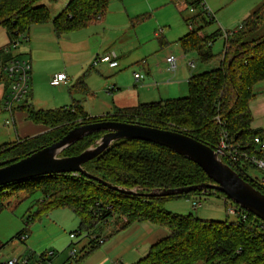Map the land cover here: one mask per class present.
Wrapping results in <instances>:
<instances>
[{
    "label": "trees",
    "instance_id": "16d2710c",
    "mask_svg": "<svg viewBox=\"0 0 264 264\" xmlns=\"http://www.w3.org/2000/svg\"><path fill=\"white\" fill-rule=\"evenodd\" d=\"M40 1L0 0V27L8 36V44L4 47L18 36H27L35 25L51 23L57 36L83 29L101 18L112 0H66L64 9L54 18L45 6L39 4ZM263 15L264 3L241 22L240 29L224 39L218 67L188 79L187 96L184 98L116 109L112 114L98 118L88 117L78 101L45 111L35 110L24 102L17 108L22 109L19 112L25 115V120L44 127L46 131L10 144H0V162L21 159L32 151L57 142L75 127L102 121L138 123L180 132L212 149H215L219 137L216 116L235 142L248 143L256 136L264 137L262 132L251 129L249 110V104L256 96L254 86L264 82V36H254ZM201 30L188 31L179 45L184 53L195 51L205 63L214 59L210 49L219 33L199 38L197 35ZM7 59L0 56V64ZM102 135H88L59 156L78 155L94 145ZM222 162L225 163L224 160ZM83 169L106 183L136 189L137 195L113 192L80 174H55L0 187V211L6 196L27 193L32 197L38 193L39 198L34 202L35 219L55 209L67 208L79 220V233L86 236L96 225L113 216L124 218L127 224L149 223L166 229L167 236L153 244L147 254L133 264H264V223L253 215L247 213L245 222L236 220L230 223L176 215L165 209L166 203L176 199L199 195L225 198L224 195L199 191L162 198L145 196L153 190L209 182L198 166L170 150L151 143L121 140L83 165ZM231 169L264 195V191L248 179L245 170L242 174L234 167ZM30 222L29 217L25 228L16 235L20 242H24L21 237L26 239ZM91 238L90 244L98 246L100 238Z\"/></svg>",
    "mask_w": 264,
    "mask_h": 264
},
{
    "label": "crops",
    "instance_id": "0c3cea01",
    "mask_svg": "<svg viewBox=\"0 0 264 264\" xmlns=\"http://www.w3.org/2000/svg\"><path fill=\"white\" fill-rule=\"evenodd\" d=\"M179 1L182 0H136V4L131 5L126 3L124 13H121L119 19H116L115 22H112L110 24V27L108 26L112 34L122 37L119 41L118 46L115 43H111L110 40L105 38L104 41V39L102 38L98 39V43L95 48H90V41L92 40V38L90 37L86 39L85 37L84 32L87 31L90 27H95V33H97L100 30L98 29V26L104 24L106 26L107 21L104 18V14L101 18H98L97 20L91 22L87 27L61 36H57L55 34L51 23L32 26L27 34L29 38L27 41L29 49L27 47H24L22 50L19 48V53L23 54L21 55V58L28 60L32 67L30 95L32 94L33 85L37 82L41 74H43L46 79L49 77L50 81L55 75L59 74L54 72H48V74H45L44 71L49 67V65L42 63L44 61L40 59H36V57L34 56V52L41 56L43 59H46L44 58L45 54L52 52L54 53V55H58L61 59H63L65 57V51L62 50L63 44L69 46L71 42H75V44H79V46L81 47L79 53H76L75 55H77L80 60L84 58L85 61L84 64L77 65V67H79V70L76 75L82 73L83 68L87 65H89L88 68L93 67L92 69H94V67L96 66H92L91 63L96 57L108 53H114L115 55H117L118 66L117 68H115V72L113 71L115 69H111L107 65H103L102 63L97 65V69L95 70L98 71L97 75L102 77L105 76V69L106 71L108 70L109 73L114 72L119 74L116 81H114L111 89L107 90L112 98L114 97L113 95L121 91L126 94V99L131 103L133 98L136 99L137 103H140V101H145L148 98L150 92H153L157 96L158 101L184 97V93L187 92L186 82L190 77L194 76V74L190 73L188 65H186V67L184 66L185 63H187L188 59L187 55H185L186 53H184L181 48L175 49L174 47H165L166 38H163L165 32L164 29H159L158 31H155L153 29L154 39L152 38V30H149V32L145 36H141L140 40L136 38V36H134V38L129 41V39H124L123 36L120 35V32L122 33L125 28L131 26V24L129 23L131 22V19L135 21L139 18L141 19V17L147 18V13L146 15H141L140 13L142 7H146L148 11L152 12L153 14L154 11L157 10V15H159L166 6L172 5L173 8L168 15L176 18V14L178 13L182 16L181 18L184 23L187 24V20L192 17L186 11H178L176 5L177 3H179ZM233 1L234 0H222L218 4H210V0L205 2L209 6V8L215 12L216 18V15L219 14L220 11L226 10L230 6V4L233 3ZM263 3L264 0L261 2V5ZM256 5V3H253L248 7L240 6L236 8L234 19L237 20L234 21L233 24H241V22H243L258 8V6ZM184 14L187 15L183 16ZM240 19H242V21H240ZM226 21L227 16L224 12L223 18L217 20L219 28H213L212 25L211 28L213 29L209 33H206L205 29L212 23H208L202 18H196L193 26L194 29L202 28L201 33L205 36L211 35L215 32H218V36H220V26L222 24L226 25ZM177 26L179 27L178 35L174 40H177L179 44L180 39L185 37L188 34V31L183 30L180 27V24H177L176 27ZM112 36L113 35H111V37ZM218 36L215 38V41ZM156 39L157 43H154ZM222 39L224 42L223 35ZM140 41L142 42L140 43ZM150 42H153V45L149 46ZM7 44H4L0 48L6 46ZM80 54H82V56ZM170 55L178 59L174 72L166 71L167 65L165 59ZM127 70L129 72V74H127L128 77L134 79V74H138V80L134 79L132 83L126 84L128 83V79L125 80V72ZM107 77L108 76H105L104 78ZM115 84H117V86ZM120 87H125V89L120 90ZM95 90L96 88L92 92H94ZM253 90L256 96L264 95V82L255 85ZM3 93L4 88L2 89V99ZM30 95L27 99L28 102L31 101ZM178 95L182 97H177ZM259 98L261 99L259 100L260 104L258 105V107H251V105H249V110L252 116L251 125L254 124V127L251 126V129L260 131L262 132V134H264V99L262 97ZM73 101L77 100H75L74 98ZM30 105L32 104L30 103ZM124 108L125 107L117 106L116 104H114V102H112V108H109L110 113L108 114H112L116 109ZM26 122L28 123L26 127L28 131L27 134L30 136L24 134L23 138L31 137L35 134L38 135L37 132L39 131V129L42 130V133L43 131H46V129L42 126H39L41 127L39 128L37 127V125H33L28 121ZM21 138L22 137H20L19 139ZM45 217H47L46 222H48L49 224L58 223L59 225H68L70 227H73V229H76V232H74L73 234H76V236L80 235L79 239L74 243L71 242L73 241V239L68 238L69 242L66 241L64 246L62 248H59L58 253L56 252V245L54 243H49L48 250L43 252L44 254L39 253L38 257L36 255V252L38 250L37 246H35L34 243L29 240L27 241V252H29V256L27 257L25 256V254H15L16 256L14 257H22V259H25L28 264H133L139 259L143 258L153 244H155L157 241H160L161 239H164L167 236V231L164 228L157 227L149 223L127 224L124 218H116L115 216L96 225L91 234L86 236V234L84 233H79V220L67 208L55 209L47 213ZM28 235L29 234H27L26 232V236ZM92 236L103 239V243L98 246L92 243L90 244ZM18 244L19 243L13 242L12 246L15 249H18L20 248ZM92 246L95 247L92 248ZM64 247L69 248V250L73 249L76 252L75 255L73 257H70V254L66 253L67 249L64 250ZM49 252H52L53 254L51 256H45ZM23 253H25V251Z\"/></svg>",
    "mask_w": 264,
    "mask_h": 264
},
{
    "label": "rangeland",
    "instance_id": "374dc122",
    "mask_svg": "<svg viewBox=\"0 0 264 264\" xmlns=\"http://www.w3.org/2000/svg\"><path fill=\"white\" fill-rule=\"evenodd\" d=\"M204 1H208V0H204ZM221 1L222 0H210V4L211 3L218 4ZM262 1L234 0L233 3L230 4V6L226 10L220 11L219 14L216 13L217 14L216 18H215V12L212 9H210L209 6L206 4L207 7L211 10L212 14L214 15V19L212 20L213 21L212 24H210L205 29V32L209 33L213 28L215 27L219 28L217 20L223 18L224 12L227 16V21L225 22L227 26L223 24L220 26L219 32H221V35L218 36L216 41L211 45V49H210L211 54L214 56V59L212 61L205 63L202 62L195 51H190L185 54L187 55L188 61L187 63H185L184 66L185 67L186 65L189 66L190 63L194 65L193 68H191L190 66L188 68L187 66L191 74L198 75L204 72L211 71L218 67L219 59L223 53L222 34L225 32H233L241 25L239 23L233 24V22L237 20L234 19L236 8L240 6L248 7L250 4L253 3H256L257 4L256 6L259 7ZM126 3L131 5L136 4V0L110 1L104 13L105 16L104 18L107 21L106 26L105 24L98 26V29L100 30L97 33H95V27L93 28L90 27L87 31L84 32L86 39L90 37L92 38V40L90 41V48L93 47L95 48V46H97L98 39H102V38L104 39V41L106 38L110 40L111 43H115L117 46L119 45V41L122 37L112 34V32H110L109 30V27L112 22H115L116 19L117 20L119 19L121 13H124V9L126 8ZM39 4L45 6L50 11L52 18H54L64 9L66 0H57L56 2L42 0L40 1ZM172 8H173L172 5H168L162 10V12L159 15H157V10H155L153 14L152 12L148 11L146 7H142L140 13L141 15L142 14L146 15L147 13L148 14L146 15L147 18L141 17V19L139 18L135 21L131 19V22H129L131 26L125 28L122 31V33L120 32V35H122L124 39H129V41H131L134 38V36H136V38L140 40V37L145 36L149 32V30H152V38H153V29L155 31L156 30L158 31L159 29H164L165 32L163 38H166L165 47H170V48L174 47L175 49L180 48L177 40L176 41L174 40L175 37L178 35V29H179V27L178 26L176 27V25L180 24V27L185 31H188V29H187V24H185L181 18L182 16L178 14L176 11H175L177 13L176 18L168 15L172 10ZM186 15L187 14H184L183 16ZM240 21H242V19H240ZM212 25L213 28H211ZM111 35L113 36L111 37ZM202 35L201 36L197 35V36L201 38ZM254 36L256 38L264 36V15L260 18L259 29ZM26 38L29 39L28 36H26ZM24 40L25 37L18 38L19 46L15 52L17 55H20V57L23 54L19 53V48L21 50L24 47H27L29 49L28 43L24 42ZM7 42H8V36L6 34V31L5 29L0 27V47L3 46L4 44H7ZM141 42L142 41H140V43ZM154 43H157V39ZM151 45H153V42L152 43L150 42L149 46ZM88 47H89V43H88ZM80 48L81 47L79 46V44H75V42H71L69 46L63 44L62 50L65 51L64 53L65 57L63 59H61L58 55H54L53 52L45 54L44 58L46 59H43L41 56H39L34 52V56L36 57V59H40L44 61L42 63L49 65V67L44 71L45 74H48V72H54V73L64 74L67 77L66 83L54 87L50 85L49 77L46 79V77L43 74L40 75L37 82L33 85L32 94L30 95L31 101L30 102L27 101L29 105L30 103L33 105L35 110L45 111V110L61 108L64 106H69L72 104L75 98V100H77L79 104L82 106L84 112L88 117L98 118V117L106 116L108 113H110V109L112 108V102H114V104H116L117 106L125 107V108L135 107L138 104H148V103L158 102L157 96L153 92H150L148 98L145 101H140V103L136 102V99L133 98L134 96L131 97L133 98L132 103L128 101L126 99L127 97H125L126 94L123 93V91L117 94L114 93L115 95H113L114 97L112 98V96L109 95V92H107V90L111 89V87L114 84V81H116L119 75L117 73H114L116 69L113 70L114 71L113 73H109V71L108 70L106 71L105 69L104 75L108 77L104 78L105 76L102 77L97 75L98 71H95L97 69V66L94 67V69H92L93 67L88 68L89 65H87L86 67L83 68L82 73L76 75V73L79 70V67H77V65L84 64L85 62L84 58L80 60V58L77 55H75L76 53H79ZM80 55L82 56V54ZM127 74H129L128 70L125 72L126 75L125 80L128 79V83L126 84H130L132 83V81H134V79L128 77ZM93 75L96 77H94ZM115 85L117 86V84ZM83 87L85 88V90H83ZM95 88L96 90L92 92ZM2 89H3V84L0 83V144H10L16 142L20 137L23 138V135L28 133L26 128L28 123L25 121V115L19 112L22 110L21 108L15 109L16 111L13 112V116H12L13 119L8 113L2 112V96H1ZM124 89L125 87H120V90H124ZM186 89H187V82H186ZM184 94H185L184 97H186L187 92ZM177 97H182V96L178 95ZM259 97H262L264 99V95L261 96L257 95L251 100L249 105H251V107L252 106L258 107V105L260 104L259 100L261 99ZM6 120H11V125H5ZM251 126L254 127V124H252ZM41 131L42 130L39 129L37 134L42 133ZM27 136L30 135L27 134ZM245 173L246 176H248L254 181H257L261 178V173L253 168H247ZM28 195L29 194L27 193H20L16 195V197L6 196L4 198L6 199L2 203L4 207L0 211V263L6 262L7 260L13 258H22V257H14L16 256L15 254H23V255L25 254V256L28 257L29 252H27V241L29 240L33 242L34 245L37 246L38 248L37 252L35 251L37 257L39 256L38 255L39 253H43L48 250L49 243H54L56 245L57 248L56 252L58 253L59 248H62L66 243V241L69 242L68 239L69 235L76 232V229H73V227H70L68 225L67 226L59 225L58 223L49 224L48 222H46L47 217H45V215L44 216L42 215L40 218L35 219L34 216L36 212V207L34 205V202L39 198V195L38 193L34 194L32 197H29ZM224 201H225L224 198L222 197L219 198L217 196H203V195L190 196L189 198L186 199H176L166 203L165 209L167 212L172 214L182 215V216L190 215L192 217L201 220H208V221L210 220L217 222L228 221L230 223L235 222L236 217L227 214V207L230 205V202L227 201V203H225ZM193 203H197V206L193 207ZM29 217L31 219V222L27 226V234L29 235L26 236V240L24 242H20L15 237L25 228V223H27ZM79 237L80 235L76 236L71 242L75 243L79 239ZM13 242L19 243L18 245L20 248L15 249L12 246ZM65 249H67L66 252L67 254L70 253L71 249L69 250V248L64 247V250ZM24 251L25 253H23Z\"/></svg>",
    "mask_w": 264,
    "mask_h": 264
},
{
    "label": "water",
    "instance_id": "95a60500",
    "mask_svg": "<svg viewBox=\"0 0 264 264\" xmlns=\"http://www.w3.org/2000/svg\"><path fill=\"white\" fill-rule=\"evenodd\" d=\"M93 133H103L94 145L75 156H59L62 151ZM121 140L141 141L168 149L198 166L209 180L208 183L183 188L153 190L145 196L162 198L213 191L224 195L231 203L264 223V195L222 162L218 148L212 149L180 132L138 123L102 121L75 127L49 146L32 151L21 159L0 162V187L48 175L80 174L113 192L127 196L137 195L136 189H124L106 183L83 169V165Z\"/></svg>",
    "mask_w": 264,
    "mask_h": 264
},
{
    "label": "built area",
    "instance_id": "2783aa9c",
    "mask_svg": "<svg viewBox=\"0 0 264 264\" xmlns=\"http://www.w3.org/2000/svg\"><path fill=\"white\" fill-rule=\"evenodd\" d=\"M176 7L178 11H186L191 15L192 18L187 20V29L189 32L194 30V23L196 18H202L207 22H211L214 19V15L211 10L207 7L204 0H182L177 3ZM194 18V19H193ZM238 27V29H240ZM233 32L223 33L224 39H227L230 34ZM199 36L202 35L201 32L198 33ZM24 42H27L28 39L26 36ZM18 38L11 41L7 47H3L0 51V56L8 57V59L0 64V83L3 84L4 93L2 99V112L8 113L11 118L13 116L14 110L22 105L24 102H27V99L30 95V81H31V72L32 67L28 60H24L19 55L14 52L19 46ZM177 58L170 55L166 57V71L174 72L176 68ZM106 64L109 68L115 69L118 66L117 57L114 53H108L99 57H96L92 66H97L98 64ZM189 66L193 68V64L190 63ZM134 79L138 80V74H134ZM67 81V77L64 74L55 75L51 81V86H59L64 84ZM13 119V118H12ZM13 122V120H12ZM216 126L219 130V137L217 140V145L215 148L219 149V158L225 161V164L230 168L234 167L238 172L244 174V170L247 168H253L258 170L261 173V178L257 181H254L257 186L264 191V137L256 136L251 142L242 143L235 142L231 139L228 133L224 130L223 124L219 116L215 118ZM5 125H11V120H6ZM246 174V173H245ZM225 200V198H224ZM227 203V201H224ZM230 202V201H228ZM197 203H193V207H196ZM109 207L108 209H110ZM227 214L236 217V220L245 222L247 219V212L238 206L230 202V205L227 207ZM114 217V216H113ZM76 234H70L69 238L74 239ZM24 237H21V241H24ZM103 243V239L99 240V245ZM75 251L70 250V257L75 255ZM53 253L49 252L45 256H51ZM0 264H28L25 259L22 258H13L7 260L6 262H1Z\"/></svg>",
    "mask_w": 264,
    "mask_h": 264
}]
</instances>
